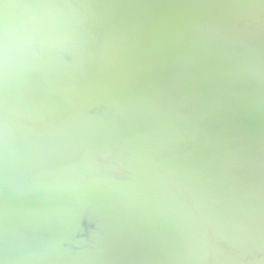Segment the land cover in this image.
Instances as JSON below:
<instances>
[{
    "label": "water",
    "instance_id": "water-1",
    "mask_svg": "<svg viewBox=\"0 0 264 264\" xmlns=\"http://www.w3.org/2000/svg\"><path fill=\"white\" fill-rule=\"evenodd\" d=\"M15 2L0 264H264L262 0Z\"/></svg>",
    "mask_w": 264,
    "mask_h": 264
},
{
    "label": "snow or ice",
    "instance_id": "snow-or-ice-1",
    "mask_svg": "<svg viewBox=\"0 0 264 264\" xmlns=\"http://www.w3.org/2000/svg\"><path fill=\"white\" fill-rule=\"evenodd\" d=\"M264 4V0H262V3ZM0 6L4 9L5 15L7 14V10L9 8L19 7L20 5L15 2V0H10V2H6V0H0Z\"/></svg>",
    "mask_w": 264,
    "mask_h": 264
}]
</instances>
